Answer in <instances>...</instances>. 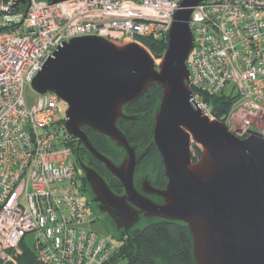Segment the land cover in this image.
<instances>
[{
	"label": "built area",
	"instance_id": "built-area-1",
	"mask_svg": "<svg viewBox=\"0 0 264 264\" xmlns=\"http://www.w3.org/2000/svg\"><path fill=\"white\" fill-rule=\"evenodd\" d=\"M182 1L28 0L22 11L18 0H0V264H15L28 234L41 264L110 262L116 245L88 228L93 220L82 200L79 143L65 129L66 105L33 89L28 105L24 90L73 38L167 40ZM189 27L194 102L215 120L205 95L232 99L228 130L264 139V0H205L192 9ZM229 83L235 93L227 95Z\"/></svg>",
	"mask_w": 264,
	"mask_h": 264
},
{
	"label": "water",
	"instance_id": "water-1",
	"mask_svg": "<svg viewBox=\"0 0 264 264\" xmlns=\"http://www.w3.org/2000/svg\"><path fill=\"white\" fill-rule=\"evenodd\" d=\"M59 3L68 0H50ZM205 0H183L168 32L158 66L134 42L115 44L98 36L73 38L59 46L31 82L38 94L54 93L66 105L65 129L107 172L123 195L111 191L92 168L80 163L92 202L117 230L133 228L141 216L187 225L196 264H264V139L256 133L239 138L225 123L210 120L194 102L187 61L193 48L192 9ZM28 0H18L26 4ZM152 85L162 88L154 115L153 144L167 184L148 180L134 186L140 155L117 127L123 107ZM87 127L125 152L115 165L87 138ZM192 145L200 157L193 160ZM155 196L163 202L155 203Z\"/></svg>",
	"mask_w": 264,
	"mask_h": 264
},
{
	"label": "trees",
	"instance_id": "trees-1",
	"mask_svg": "<svg viewBox=\"0 0 264 264\" xmlns=\"http://www.w3.org/2000/svg\"><path fill=\"white\" fill-rule=\"evenodd\" d=\"M25 8V6H20L18 10L24 11ZM136 41L155 58H161L167 48L166 39L141 37ZM161 97L162 88L159 85L150 86L139 99L123 107V115L132 117V119L121 118L117 122V127L131 146L142 149L149 147L147 154L137 165L135 176L147 173L151 167L154 174L151 185L157 189H163L167 184L160 154L153 144L154 115ZM204 100L211 104L215 120L225 122L224 117L233 100L224 95H205ZM82 130L99 153L114 164L121 161L125 152L116 147L107 137L87 127H82ZM76 156L80 163L84 162L88 167L94 169L105 180L113 193L117 195L124 193L120 182L110 175L104 165L90 156L82 146L77 147ZM192 156L193 160L200 157V151L195 145H192ZM81 185L83 190L92 197L84 178ZM114 237L117 239L116 252L108 264H118L119 262H124V264H196L192 256V238L187 225L182 222L149 219L142 227L135 226L127 232L117 231ZM18 250L15 264H41L34 250L26 247L23 240L19 243Z\"/></svg>",
	"mask_w": 264,
	"mask_h": 264
},
{
	"label": "rangeland",
	"instance_id": "rangeland-1",
	"mask_svg": "<svg viewBox=\"0 0 264 264\" xmlns=\"http://www.w3.org/2000/svg\"><path fill=\"white\" fill-rule=\"evenodd\" d=\"M24 6L26 7L27 3L21 5V7H24ZM112 42L115 43V44L128 43L127 41H112ZM134 43H137L140 46H142L143 48H145L143 45H141L137 41H135ZM150 55L153 57V59H154V61L156 63V66H158L160 64L161 60H162V57L161 58H155L151 53H150ZM234 93H235V91L232 90V84H230V83L227 84V87L225 89V94L228 95V94H234ZM34 97L35 96H34V92H33L32 88L30 86H26L25 90H24V98H25L26 103L28 105L32 104ZM65 109H66V107H64V110ZM135 148H136V155L137 156H140L147 149V148L146 149H142V148L137 147V146ZM191 151H192V148H191ZM124 158H125V153H124V156L121 159V161L117 162V164H115V165L121 164V162L123 161ZM82 164L84 165L85 163L83 162ZM153 176H154V174L152 172L151 167L148 169L147 173L141 174V175H136L134 177V186H135L136 190H138L140 192L141 183L144 180H148L151 183V179L153 178ZM92 197H93V195H92ZM92 197H91V195L88 192H83L82 193L83 202H89V209H90L89 217H90V219L93 220V222L88 225V228L93 230V231H95L99 235L110 239V241L114 245H117V239L114 237V235L119 230L116 229L115 225L113 224L111 219L106 214H102V213L99 212L98 207L96 206V204H94L92 202ZM149 198L152 201H154L155 203H158V204H161L163 202L160 198H157V197L150 196ZM152 219H158V218H152ZM148 220H149L148 218H144V217L141 216L139 222L135 226L142 227L145 223H147ZM23 243L25 244L26 247L33 248V244H34L33 236L30 235V234L26 235L24 237V239H23ZM118 264H124V262H119Z\"/></svg>",
	"mask_w": 264,
	"mask_h": 264
},
{
	"label": "flooded vegetation",
	"instance_id": "flooded-vegetation-1",
	"mask_svg": "<svg viewBox=\"0 0 264 264\" xmlns=\"http://www.w3.org/2000/svg\"><path fill=\"white\" fill-rule=\"evenodd\" d=\"M79 146H81V145L79 144ZM79 146H78V147H79ZM84 165L87 166L86 164H84ZM87 167H88V166H87ZM89 189H90V188H89ZM85 192H86V191H85ZM92 199H93V197H92ZM96 205H97V204H96Z\"/></svg>",
	"mask_w": 264,
	"mask_h": 264
}]
</instances>
